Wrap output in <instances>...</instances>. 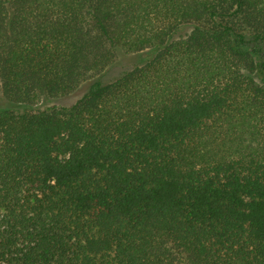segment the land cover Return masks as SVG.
<instances>
[{"label": "trees", "instance_id": "obj_1", "mask_svg": "<svg viewBox=\"0 0 264 264\" xmlns=\"http://www.w3.org/2000/svg\"><path fill=\"white\" fill-rule=\"evenodd\" d=\"M0 97V264H264V0H0Z\"/></svg>", "mask_w": 264, "mask_h": 264}, {"label": "rangeland", "instance_id": "obj_2", "mask_svg": "<svg viewBox=\"0 0 264 264\" xmlns=\"http://www.w3.org/2000/svg\"><path fill=\"white\" fill-rule=\"evenodd\" d=\"M148 54H144L141 57H137L136 55L134 56H125L122 58V61L118 63V65L111 70V72L108 74V78H112L116 75H119L123 70L128 69L131 64L136 63L138 60L142 61L144 58H146ZM104 81H106V77L104 78ZM90 83H85L83 84L77 91H75L73 94L70 96L64 97V98H57V99H47L43 100L40 102L38 105H36L34 108L35 109H45V108H50L53 106H69L73 104L83 93L87 91L89 88ZM11 108L17 112L22 111V106H14V105H9L7 102H5L1 97H0V110Z\"/></svg>", "mask_w": 264, "mask_h": 264}]
</instances>
